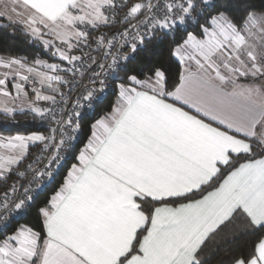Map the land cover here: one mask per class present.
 I'll use <instances>...</instances> for the list:
<instances>
[{
	"label": "snow or ice",
	"instance_id": "snow-or-ice-1",
	"mask_svg": "<svg viewBox=\"0 0 264 264\" xmlns=\"http://www.w3.org/2000/svg\"><path fill=\"white\" fill-rule=\"evenodd\" d=\"M6 28L49 59L0 54L5 121L47 129L0 133V264H264V0H0Z\"/></svg>",
	"mask_w": 264,
	"mask_h": 264
},
{
	"label": "trees",
	"instance_id": "trees-1",
	"mask_svg": "<svg viewBox=\"0 0 264 264\" xmlns=\"http://www.w3.org/2000/svg\"><path fill=\"white\" fill-rule=\"evenodd\" d=\"M257 3H260L261 0H256ZM4 23H7V21H4ZM11 32V28L6 29H0V54H8V55H20V56H28L29 59H33L37 53L41 55L44 59H49V57L41 50L34 48L30 45H28L24 38L20 36L19 34L12 36L9 33ZM5 49L9 50L5 52ZM168 60V45L167 43L161 44L157 46L156 53L153 57V62L158 61H167ZM55 60H50V62H54ZM114 95L110 94L108 96V99L105 103V105L102 108H98L97 111H107L109 110V106L111 101H113ZM16 120L19 121V123H12L11 121H5L4 115L0 113V133L3 134H16V133H22L27 134L28 132H34V131H42V128L40 127L39 123H33L30 120L26 121L25 117L22 115L17 114ZM91 123L90 119H86L83 122V129L82 133L80 134V143L78 144V147H82L83 143L86 142L88 136L90 135L91 131L89 128V124ZM6 125V126H3ZM51 193V189L47 194ZM35 213V209H33V215ZM22 223H28L29 221H21ZM236 244H239L241 246L245 245L244 239H239L235 242ZM215 245H209V250L214 249ZM226 246H221L222 250L218 252H214L212 256V260L210 261V264H217V261L220 259L221 256L225 254V251L223 250Z\"/></svg>",
	"mask_w": 264,
	"mask_h": 264
},
{
	"label": "built area",
	"instance_id": "built-area-1",
	"mask_svg": "<svg viewBox=\"0 0 264 264\" xmlns=\"http://www.w3.org/2000/svg\"><path fill=\"white\" fill-rule=\"evenodd\" d=\"M125 51H128V49H125ZM54 62H59L58 60H55ZM111 93H109V95H110ZM108 95V96H109ZM43 103V102H42ZM13 123V122H12ZM15 124V123H14ZM40 125V124H39ZM3 126H6V125H3ZM40 127L42 128V131L41 132H44L45 134H47V129H46V127H42L41 125H40ZM32 151L33 152H36L37 151V149H35V148H33L32 149Z\"/></svg>",
	"mask_w": 264,
	"mask_h": 264
},
{
	"label": "crops",
	"instance_id": "crops-1",
	"mask_svg": "<svg viewBox=\"0 0 264 264\" xmlns=\"http://www.w3.org/2000/svg\"><path fill=\"white\" fill-rule=\"evenodd\" d=\"M114 99H115V96L113 97V100H114ZM5 135H6V134H5ZM90 135H91V133H90ZM90 135H89V136H90ZM86 141H87V140H86Z\"/></svg>",
	"mask_w": 264,
	"mask_h": 264
}]
</instances>
